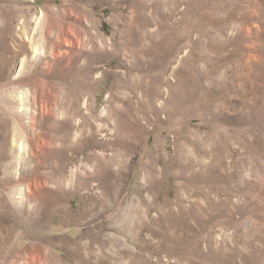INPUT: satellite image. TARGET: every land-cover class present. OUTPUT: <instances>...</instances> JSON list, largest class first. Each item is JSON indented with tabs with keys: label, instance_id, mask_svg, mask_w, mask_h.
<instances>
[{
	"label": "rangeland",
	"instance_id": "374dc122",
	"mask_svg": "<svg viewBox=\"0 0 264 264\" xmlns=\"http://www.w3.org/2000/svg\"><path fill=\"white\" fill-rule=\"evenodd\" d=\"M0 264H264V0H0Z\"/></svg>",
	"mask_w": 264,
	"mask_h": 264
}]
</instances>
